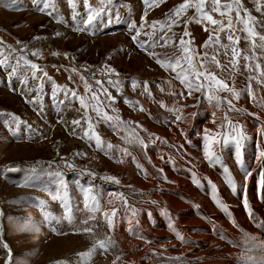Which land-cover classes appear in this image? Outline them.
Wrapping results in <instances>:
<instances>
[{
    "label": "rangeland",
    "instance_id": "1",
    "mask_svg": "<svg viewBox=\"0 0 264 264\" xmlns=\"http://www.w3.org/2000/svg\"><path fill=\"white\" fill-rule=\"evenodd\" d=\"M51 2L55 7L50 5L40 11L44 4L37 5L33 0H0V61L10 65L7 69L0 66V264L65 261L68 264H264V187L258 177L264 179L259 173L262 170L259 161L263 158L252 143L244 144L243 167L237 163L234 145L218 146L236 185L246 182L244 169L257 173L252 186L257 205L251 203L241 209L251 231L234 216L232 207H227L225 201L210 202L211 210L199 203L191 204L186 214L199 223L188 227L189 234L196 235L195 238L185 234L172 236L166 226L174 242L168 249L158 243L162 237L147 232L144 226L140 229L136 225L127 226L123 218L127 213L132 214V209L138 216L137 209H143L144 205L162 206L164 213H169L167 207L152 199L157 187L147 185L149 177L155 183H173L160 172L158 165L163 161L153 160L145 145L155 149H152L154 157L160 149L178 155L177 144L167 139L173 128H184L183 131L197 136L204 124L215 130L221 124L219 129L224 133L228 121L242 125L249 120L251 133L260 139L258 125L264 120V85L258 80L264 79V48L254 49L252 41L246 39L248 34L245 25L237 21L235 5L230 13L221 7V12L227 13L221 16L207 3L205 11L218 24L187 23L190 36H184L185 22L196 16L194 7L173 17L178 24L169 27L170 21L160 23L184 0H157L155 4L152 0L149 4L144 0H111L110 3L88 0L90 9L102 11L87 26L81 22L89 14L84 0H73L74 7L68 0ZM220 2L223 6L233 0ZM239 3L240 18L247 19L244 11L247 10L254 18L255 31L264 36V0H239ZM74 11L79 13L76 20L72 18ZM132 24L140 32L136 40L133 37L137 31ZM221 25L223 31H214ZM230 34L232 41L228 39ZM210 36H218L219 42H210ZM182 39L190 49L189 54L194 52L200 58L201 70L235 87L240 93L238 99L220 91L217 95L223 102L216 106V101H209L203 89L189 94L188 88L175 78L176 72L157 62L167 63L174 53L181 54ZM255 43H261L258 36ZM22 57L42 70L36 72L37 78ZM13 67L17 68V74L10 76ZM184 67L187 69L186 63ZM110 80L119 81V89ZM133 81L140 86L134 87ZM200 81L206 82L205 77ZM144 82L148 92L143 91ZM249 86L255 99L245 90ZM108 95L115 103L107 100ZM81 99L86 107L81 105ZM129 100L135 103L130 104ZM211 104L215 107L208 112ZM198 105L206 113L199 117L201 123L196 131L187 127V120ZM95 108L102 114L118 116L123 123L119 128L111 127L100 119ZM177 115L182 119L177 120ZM93 131L104 142V150L85 135ZM107 144L114 146L111 151L107 150ZM203 150L201 147L198 152L203 155ZM203 169L199 183L190 180L193 190L203 195L205 188L217 190L218 183L226 189L229 202L242 196L226 182L221 166L206 161ZM209 175L216 181L210 180ZM61 184L67 188L71 223L64 218L66 210L61 201L53 199V195L62 191ZM85 188H91L96 196L98 211L91 212L85 207L82 192ZM113 210L116 215L111 217L113 226L109 227L105 214ZM218 216H231L225 230L231 228L233 233L212 222ZM150 222H145L147 228ZM98 242L106 247H98ZM94 247L90 256L78 255Z\"/></svg>",
    "mask_w": 264,
    "mask_h": 264
},
{
    "label": "snow or ice",
    "instance_id": "2",
    "mask_svg": "<svg viewBox=\"0 0 264 264\" xmlns=\"http://www.w3.org/2000/svg\"><path fill=\"white\" fill-rule=\"evenodd\" d=\"M33 2L37 5L43 3L44 7L43 8H39L38 10L40 11H45V9H47L50 5L52 7H55L54 4H52L51 0H33ZM70 6H75L73 3V0H68ZM108 2L110 3L111 0H108ZM145 4H149V0H144ZM152 3L155 4L157 3V0H152ZM207 3H211L212 5V11L215 12H220L221 16L226 15L227 13L225 12H221V7L225 8L228 10V12L230 13L231 11H233V5H235V11L237 12V21L239 23H243L245 25L244 30L247 32V37L246 39H249L252 41V47L255 49L256 47H260V48H264V36H260L256 31L255 28L252 26L255 22H254V18L251 17V15L247 12V10L245 11V16L247 17V19H242L239 16V13L242 9V5L239 3V0H233V3H229V4H224L223 6L221 5L220 0H184L183 3H181L180 5H178L176 8H174L170 13L167 14L168 19L165 21H162L160 23L162 24H168L169 21L171 22L169 24V27H171V25L173 24H178L179 21L177 19H173V17H179L181 12H185L187 11L189 8L194 7L196 10V16L192 17L190 20H188L187 22H185V31H184V36H190V33L187 31V23H191L193 21H195L196 23H202L204 21H207L208 23H210L211 25H217L218 21L213 19L212 15L205 11V6ZM84 5L86 9H89V14L87 16V20H83L81 18V22L83 24L90 25L94 20H96L100 14L102 10H93L89 8V4H88V0H84ZM257 10L260 11L261 8L258 5ZM79 16V13L77 12H73V20H76L77 17ZM57 19L59 20V17L57 16ZM143 19V18H142ZM59 22H63L62 20H59ZM156 23V22H154ZM144 25L141 24V27H143ZM131 27L133 29H136L137 31V36H134L133 39L136 40L137 37L140 35L139 29H137V26L135 24H132ZM228 27L231 29L232 28V20L231 18H229L228 20ZM207 30V28L205 29ZM224 30V25H221L219 29H216L214 31H223ZM234 31V29H233ZM57 35H59V33H57ZM258 36L259 40L261 41V43L259 45H257L255 43V38ZM228 39L230 41L233 40V35H229ZM238 41V37L236 38ZM213 40H215V42H219V37L215 36L212 37L210 36L209 41L212 42ZM188 43H191V41H189ZM185 41L182 39L181 40V54L177 55V54H173L172 57L169 58L168 62L165 63L164 61H160L158 60V63H161V65L165 68L171 69V71L176 72V79H180L181 83L184 84L188 90H189V94H191L192 91H201L202 89L205 90V94L207 96V99L209 101H216V106H219V104H221L223 102L222 98H220L217 93L220 91H227L231 97L233 99H238L240 93L235 89V87H229L227 83H225L224 81L218 79L215 75L211 74V73H206L205 71H202L201 69L203 68V64L199 63L200 58L193 52L191 55L190 53V49L189 47L184 46ZM142 46V45H141ZM206 55V54H205ZM24 59V63L26 65L30 64L29 61H27V59L25 58H21ZM245 59H249V57H245ZM187 64V69H185L184 64ZM233 64H236L235 59L233 60ZM0 66H3L4 68H8L10 67V65H8L7 63L0 61ZM18 67V66H17ZM257 68H259V64L256 65ZM30 68L33 70V77H36V72L37 71H42L40 69H37V65L34 63L30 64ZM177 68H180V71H177ZM17 74V68L13 67L12 72L10 73V76H15ZM45 76H47L46 73H44ZM189 77H192V79H190ZM201 77H205L206 82H201L200 78ZM251 79V78H250ZM100 81H97V84H100ZM109 83L113 84L114 87L118 88L120 87V82L119 81H109ZM145 86L143 88V91L148 92L149 89L147 87V82H144ZM258 83L264 85V79H259ZM133 86L134 87H139L140 84L136 81H133ZM246 91H248V94L250 96L253 97V99H255L254 93L251 91L250 86L248 88L245 89ZM104 91L106 92L107 90L104 89ZM72 96H76L75 92L71 93ZM55 95H56V88L54 86L53 88V99H55ZM67 95V93H66ZM94 100L96 99V96L92 97ZM107 100L115 103V100L113 97H111V95L107 96ZM34 102H39L38 100L34 101ZM81 105H84V101L81 99ZM130 104H134L135 102L133 101H128ZM61 103H63V101H61ZM228 103L231 105V100L228 101ZM95 111L97 112V115L100 117V119L103 122L109 123V125L111 127L114 128H119L120 124L123 123L122 121L119 120V117H113L111 115H107V114H102L99 110V108H95ZM115 111V109H114ZM192 115H195V113H193ZM177 120H181L182 117L177 115L176 117ZM99 122V121H98ZM74 124H80V121H73ZM228 130L225 131L222 134H217L215 136L211 135L207 130H205V135L203 137L204 139V150H203V154H204V158L208 161V163L212 166H221L223 168V172L225 174V179L227 181V183L233 188V190H235L236 188V184L232 179L231 174L229 173V169L227 166L224 165V161L222 159V156L219 154V152L217 151V146H227L229 144L234 145L235 147V156H236V160L237 163H239L242 167H243V160H242V150L244 148V144L245 142L249 139V137L247 136V134L244 132L243 130V126L240 124H236V123H232L231 121H228ZM89 127L91 128L92 125L90 124ZM261 134H264V128L260 129ZM183 134V133H182ZM85 135L90 139V140H95V144L98 148H100L101 150H104L105 145L104 142L102 141L101 137L99 136V134H97L95 131H93L91 133V135L88 134V132H85ZM143 143V142H142ZM107 150L111 151L113 149V145L111 144H107ZM146 147V145H145ZM260 158H264V151L260 152ZM69 167H72V165H68ZM262 167H264V165H262ZM245 171V175L246 176H251L252 173L250 171H248L247 169H244ZM92 173H89V175H91ZM106 179L109 180H113V177H106ZM193 180L195 183H199V180L193 176ZM118 183V181H115ZM262 187H264V179H262ZM213 188H215V186L213 185ZM61 189L62 191L57 192L55 195H53V199H59L63 205V207L65 208V219H67L69 221V223L72 222V209H71V205H70V201H69V197H68V193H67V188L65 185L61 184ZM82 192L84 194V203H85V207L91 211V212H95L99 210V206H98V201L95 195L92 194V189L91 188H85L82 189ZM121 199H123L121 197ZM218 203H220L219 201H217ZM154 203V202H153ZM221 207H224V205L221 203L220 204ZM226 210V209H225ZM132 214L133 216L136 215V211L134 209H132ZM116 212L115 210H113L112 213L105 214L106 220L109 224V227L113 226V220L111 219V217L115 216ZM55 230V229H54ZM85 231H90L89 229H85ZM98 247L100 248H105V244L103 242H98L97 244ZM5 248H7V245H4ZM95 251V247L90 250L87 253H80L78 255L84 256V255H91V252ZM10 255V253H9ZM58 264H68V262H58Z\"/></svg>",
    "mask_w": 264,
    "mask_h": 264
},
{
    "label": "bare ground",
    "instance_id": "3",
    "mask_svg": "<svg viewBox=\"0 0 264 264\" xmlns=\"http://www.w3.org/2000/svg\"><path fill=\"white\" fill-rule=\"evenodd\" d=\"M198 106H200V105H198ZM166 107H168V106H166ZM172 107L173 106H171L170 108H172ZM214 107H215V105L211 104V106L207 109V111L211 112ZM193 113H195V115H191L189 117V119L187 120L188 125H189V126L187 125V127L188 128H190V127L195 128L197 131V129L201 123L199 121V117H202V115H204L203 113H206V112L203 111V107L200 106L199 108H196ZM259 124H260V125H258L260 127L259 130L261 128H264V120L262 121V123H259ZM220 125L221 124H218L217 125L218 130H215L214 127L209 128V126L207 127L206 124H204L202 126V128H203L202 133H199V135H197V136L190 134L188 130L183 131L184 128H181L178 130H177L178 127L173 128L171 130L170 134L168 135L167 139H169V141H170L169 143H172V144L176 143L177 144L178 155H174V154H171L170 152H168L167 150L160 149L159 155L154 157L153 152H152L153 148L145 147L147 154L149 156H151L153 160H155L157 162L159 160L163 161V164L158 165L160 172L163 171L165 173L164 175H165L166 179L170 180L173 183V184H163V183L159 184V182L155 183L149 177L148 178L149 184L147 185V186H153L154 185L157 187V190L151 195L152 199H154L156 202H158L159 203V204L157 203L158 205H163L164 208L167 207V209H169L170 211H169V213L166 214L162 210L163 209L162 206L144 205L143 209H141V208L137 209L138 216H133V214H129V213H127L123 216V218L125 219V222L127 223V226L136 225L138 227V229H140L142 226H144L146 228L147 232H150L153 235H158V236L162 237L163 238L162 241L158 242V243L167 248V246H169L170 244H174V242L172 241V238H169L170 234L172 236L173 235H179L180 237H181V234H185V235H188L189 237H192L191 234H189V231H188L189 228L188 227L192 226L194 224H199V223L197 220L189 219L188 215L186 214V211L189 209V206L191 204L199 203L202 205V207H205L207 210H211L213 207L210 204V202L225 201V205L227 207H230V208L232 207L231 210L234 213V216L238 220L240 218L242 223L244 222V224L247 226V228L250 231L252 230V227H250L248 225V222L247 221L245 222V220L243 219V217L241 215V213H242L241 209H242V206H244V205L249 206V204H251V203H253V205H257L256 200L254 199V197H255L254 191L252 193V186L254 184V178L257 175L256 172H251L252 175L247 176L246 182H243V183L238 182L237 183L235 189H237L236 191L238 193H241L242 196L238 200L232 199L233 200L232 203L229 202V200H228V194H227V192H225L226 189L221 187L218 183L216 184L217 190H211V189L208 190L204 186L205 192L203 193V195H201L198 192H196L195 190H193L189 185L190 180L193 179V176H195L198 180H200L199 179L200 173H204L203 168L206 165L207 160L205 158L203 159L201 157L202 154H200L198 151L201 147L204 148L203 137L205 135V130H207L213 136L217 135L218 133L222 134V131L220 132V129H219ZM242 126H243L244 132L249 137V139L246 141L247 145L252 143V147H254L258 153H260L261 151H264V134H261V132L259 131L261 134V136L259 134V136H260V139H259L258 136L251 133L252 125L249 124V120H245V123H242ZM182 127H185V126L182 125ZM225 130H228V124L226 125ZM151 131H153L154 133H156V132L159 133L155 129H151ZM153 150H155V149H153ZM217 151H218V146H217ZM242 153H243V150H242ZM243 155L244 154H242V156ZM202 156L204 157V154ZM129 157L132 159V157H134V156L129 155ZM134 158H133V160H135ZM259 165H261V168H262V170H260L259 173L264 175V167H262V165H264V158L261 162L259 161ZM230 171H231V169H230ZM205 176H208V175L206 174ZM258 177L261 180L263 179L259 175H258ZM209 178L212 181H216L215 178H213V175H209ZM135 183L138 185L141 184V183L140 184L137 183L136 181H135ZM158 184L160 185V187L157 186ZM169 189H171V190H169ZM237 201L240 202V204H238ZM202 207H201V209H202ZM261 211L258 210V212H261ZM211 212H215V211H211ZM247 215H249V214H247ZM146 217H149L150 219H146ZM214 218H216V219H215V221H212V222H214L216 225H218L221 229L225 230L228 227V222L230 221L231 216H230V218H228V217L222 218L220 216L214 217ZM135 221H137L140 225L133 223ZM148 221L149 222L151 221V222H150V225L148 224V228H147L145 222H148ZM232 224H234V223H232ZM166 226L170 229V232H169L170 234L168 233V231H167L168 228ZM175 228H177L178 233H176ZM225 232L233 233V230L231 228H228L227 230H225ZM194 236H196V235H193L192 238H195ZM197 238L200 239L199 236H197ZM204 238H203V240H204ZM123 239L125 240V238H123ZM221 243H222V241H220V244ZM187 248H189V247H187ZM187 248L183 247V249H186V250H187Z\"/></svg>",
    "mask_w": 264,
    "mask_h": 264
}]
</instances>
